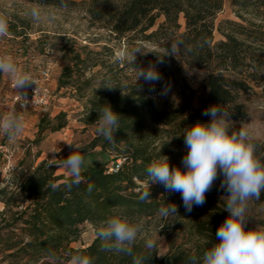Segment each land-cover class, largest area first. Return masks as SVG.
I'll return each instance as SVG.
<instances>
[{"label":"trees","instance_id":"1","mask_svg":"<svg viewBox=\"0 0 264 264\" xmlns=\"http://www.w3.org/2000/svg\"><path fill=\"white\" fill-rule=\"evenodd\" d=\"M11 1L55 8L83 6L91 24L108 31L115 40H125L127 45L133 42L159 44V51L136 58L131 66L137 67L143 61L146 69L152 64L162 80L186 86L180 63L206 71L199 108L187 116L190 122L195 118L196 122H203L202 117L209 116L202 113L214 104L230 111L234 121H243L247 111L241 99L254 94L255 87L264 93V0H231L237 21L224 20L218 26L215 19L225 0ZM215 32L221 36L217 43H214ZM173 40L183 41L177 57L165 56L164 63H157V55L165 54ZM85 63L86 58L73 53L62 69L58 88H75L74 77ZM118 72L117 69L108 82L90 91L81 122L85 126L98 124V111L107 104L121 115L120 129L114 134L115 142L98 134L92 142L93 148L99 147L103 153L113 155L115 162L121 160V163L113 167H86L82 170L84 182L70 189L67 187L70 178L56 175L57 164L50 160L36 166L31 164L16 173L5 187L0 188L3 206L0 210V243L4 244L5 252H11L8 258L19 264H67L72 255L80 253L91 256L93 264H132L131 256L103 250L97 235L88 246L74 248L72 245L80 242L84 225H91L97 232L112 216L119 215L130 222L154 218L167 203H175L182 212L185 211L181 194L167 192L161 184L151 185L149 200L142 201L139 195L148 186L147 166L158 158L148 141L151 126H170L184 116L189 101L170 110L161 109L136 86L125 85L117 79ZM84 83L90 85L88 80ZM105 85L115 88L109 90ZM75 90L80 99L85 98L81 95L83 89L77 87ZM193 94L190 90V96ZM56 122L58 124L51 131L66 127L64 115H59ZM196 122L193 120L192 123ZM38 142L36 140L35 144ZM254 143L259 146L256 141ZM257 157L264 162V147ZM53 185H56L55 189ZM198 207H203L208 214L205 219L186 215L198 238L197 243L171 248L159 257L156 249L150 251L143 242L136 240L132 245L134 254L148 257L145 264H190V257L201 258L216 243L217 223L214 219L219 207L212 202Z\"/></svg>","mask_w":264,"mask_h":264},{"label":"rangeland","instance_id":"2","mask_svg":"<svg viewBox=\"0 0 264 264\" xmlns=\"http://www.w3.org/2000/svg\"><path fill=\"white\" fill-rule=\"evenodd\" d=\"M72 1L83 3L86 0ZM34 6H38L40 10L39 20H34L30 15V10ZM0 13L5 14L9 22L8 36L0 38V54L11 55L17 64L31 72L34 78H41V72L47 71L48 90L53 98L49 106L23 113L24 130L14 142L0 133V188L5 187L16 173L31 164L36 166L44 160L57 164L56 175L68 176L59 166L60 161L73 150L66 142L77 145L75 150L85 157L83 170L93 165L113 167L121 163V160L115 162L113 155L103 153L99 147H92L98 124L85 126L81 122L87 109L86 99L90 96V91L108 82L117 69L120 71L117 79L125 85L136 86L161 109L170 110L179 105H186L189 101V109L184 116L173 121L170 126H151L148 135L151 148H155L154 153L158 157L167 156L170 166L185 168L181 161L187 148L182 134L185 128L194 124L193 120L196 122V118L190 122L187 116L193 115L199 108L206 71L191 69L180 63L186 85L184 87L180 83L165 80L150 84L142 77L138 79L139 72L145 64L142 61L137 67H132V62L136 58L148 57L152 52L159 51V44L133 42L127 45L125 40L117 41L108 31L91 24L83 6L55 8L25 1L0 0ZM224 20L237 21L231 8V0H225L222 11L216 16L215 25L218 26ZM180 24L183 29L182 18ZM220 40L221 36L215 32L214 43ZM137 49L140 53L136 54ZM120 51L128 54L124 62L117 59ZM73 53H79L82 58H86L85 65L76 72L73 80L75 88L83 89L81 95H85L84 99L78 97L75 88H58L62 69L69 63ZM117 61L120 63L119 66ZM96 63H100L101 66L93 67L92 65ZM86 80L90 85L84 83ZM165 85L169 86L166 94L162 91ZM190 90L193 91V96H190ZM254 91L255 93L248 98L241 99L247 111L246 119L237 122L230 118L234 131H238L241 127H247L252 131L254 141L259 145L256 146L258 156L264 147V93L258 87H255ZM17 94L9 77L0 74V115L13 109L19 112L14 102ZM59 115L65 116L66 127L60 131H51L52 127L58 124L56 118ZM202 119L207 123L210 122L211 117H202ZM36 140H39L37 144H35ZM221 179L222 176L206 193V202H212L219 207L217 217L214 219L217 228L228 216L224 210L226 199L224 197L228 193L219 187ZM177 207V215L166 218L157 215L154 218L133 221L141 227L137 240L144 244L146 239L154 240L159 257L166 255L171 248L180 245L190 247L197 243L198 238L191 228L190 218L188 219L186 215L202 220L208 216L203 207L194 206L191 212H182L181 208ZM2 209L3 206L0 204V210ZM247 214L249 216L247 228L264 226V192L261 193L259 200L249 202ZM95 236V229L86 224L83 226L80 242L72 246L74 248L88 246ZM10 254L11 252L4 251V244L0 243V264H19L16 260L8 258Z\"/></svg>","mask_w":264,"mask_h":264},{"label":"clouds","instance_id":"3","mask_svg":"<svg viewBox=\"0 0 264 264\" xmlns=\"http://www.w3.org/2000/svg\"><path fill=\"white\" fill-rule=\"evenodd\" d=\"M34 20L40 19V10L34 6L30 10ZM9 34V22L5 14L0 13V38ZM183 45L181 40L170 41V47L163 55H157V63H164L165 56H175ZM140 53L139 49L136 54ZM128 58L125 51L117 54V59L124 62ZM0 74L9 77L14 89L21 99L26 100V90L35 84L33 74L22 69L9 54H0ZM153 84L161 81L162 76L156 67L150 64L146 69L141 68L138 79ZM137 79V80H138ZM109 90L115 88L105 85ZM169 90L165 85L163 93ZM97 134L109 142H115L114 134L120 129L121 115L107 104L99 109ZM202 115L211 117L210 122L197 121L185 128L183 132L184 144L187 152L181 163L185 166H170L169 157L160 155L152 160L146 168L148 186L143 190L139 199L147 201L151 198V185L161 184L167 192H179L186 212H191L194 206H203L206 193L214 182L222 176L219 187L226 191L224 210L227 218L216 231V243L207 249L201 258L190 257V264H264V226L247 228L249 219L248 204L252 200H259L264 192V162L256 155V144L252 131L241 127L238 131L232 129L230 111L219 105L208 106ZM25 117L15 109L0 115V133L14 142L24 130ZM72 147L70 154L60 161L70 178L67 187L78 186L84 182L82 170L85 157L75 150L77 145L66 142ZM186 169V170H185ZM56 185H53L55 189ZM89 184L88 190L91 191ZM178 214L175 203H167L159 209L161 217ZM141 227L119 215L108 218L96 235L102 241V249L117 254L132 257V264H145L148 257L137 256L132 245L136 242ZM145 248L153 250L156 242L145 240ZM54 259V257H53ZM67 264H93L89 255L74 254Z\"/></svg>","mask_w":264,"mask_h":264},{"label":"built area","instance_id":"4","mask_svg":"<svg viewBox=\"0 0 264 264\" xmlns=\"http://www.w3.org/2000/svg\"><path fill=\"white\" fill-rule=\"evenodd\" d=\"M35 80L37 86L33 83L27 88L26 100L21 99L19 93L15 96L14 102L19 112L24 113L29 110L43 109L49 106L50 101L53 99L48 90L49 73L42 71L41 78H35Z\"/></svg>","mask_w":264,"mask_h":264}]
</instances>
